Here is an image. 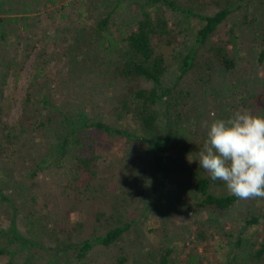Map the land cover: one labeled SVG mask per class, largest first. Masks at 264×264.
<instances>
[{
  "label": "trees",
  "instance_id": "obj_1",
  "mask_svg": "<svg viewBox=\"0 0 264 264\" xmlns=\"http://www.w3.org/2000/svg\"><path fill=\"white\" fill-rule=\"evenodd\" d=\"M252 1L0 0V264H53L59 255L65 264L129 261L131 207L144 193L146 208L160 201L169 175L161 160L198 133L187 122L204 107L197 95L239 97L219 119L241 110L264 116V75L251 87L241 69L242 53L257 47L264 74V0L257 12ZM31 56L19 115L9 119L4 90L18 86ZM117 139L150 148L158 162L128 151L102 173ZM190 167L193 215L206 212L191 231L195 246L208 241L216 220L206 209L230 210L240 199L217 194L226 185L211 180L199 158ZM258 224L257 216L246 219L236 237L220 227L227 246L220 264H264V239L244 235ZM168 239L140 264L200 263L201 253Z\"/></svg>",
  "mask_w": 264,
  "mask_h": 264
},
{
  "label": "rangeland",
  "instance_id": "obj_2",
  "mask_svg": "<svg viewBox=\"0 0 264 264\" xmlns=\"http://www.w3.org/2000/svg\"><path fill=\"white\" fill-rule=\"evenodd\" d=\"M261 0H253L252 1V11L257 12L259 6L261 7L263 4H260ZM199 3V2H198ZM197 6V5H196ZM248 37V36H247ZM255 34L253 33L250 37L245 41V46H248L253 42V38ZM257 47L253 49H248L243 55L242 72L247 73L244 79H247L246 82L253 87L254 82L257 77L264 75L262 74V70L260 71V67L255 66V53ZM33 57L29 58L23 65L21 71V80L17 83L18 86L16 88L13 87V82L6 87L5 84V93L8 94L12 101L11 112L9 115V119L16 118L20 112V102L24 95V92L27 87L28 75L31 70V63ZM53 72H56L60 64L53 63ZM257 72V75L254 72ZM264 71V70H263ZM243 84L237 90V93H242L244 91ZM244 96L248 97V93H243ZM203 97H200V101L205 100L204 107L197 108L196 106L191 110L188 115V125L194 126L196 131H198L197 135L192 139L189 144L182 145L177 147V149H172V151L168 152V155L165 156L161 161L166 163L165 166L169 171V175L166 178L165 184H162L159 192V202H153L149 208L145 207L146 200L149 199L147 195L141 194L140 198L136 199L133 203V216L136 220L133 230L131 231L128 238V250L130 259L126 264H140L145 260V256L147 251L153 250L154 247L159 243V239L163 236L167 235L169 243H175L180 251L184 249L186 251L192 250V254L194 256H198L197 254L201 253L202 258L200 259L199 264H220L225 261V256L227 252L226 246V238L223 240L221 237V229L223 227V231L227 234H232V237H236L239 230H243V225L245 224V220L249 219L253 216H257L259 218V224L247 226L244 229V235L254 234L255 236L259 234L260 239H264V199H251V200H239L230 210L219 211V210H211L210 208L206 209L209 214L211 212L212 217L215 218V222L208 230V241L202 242L195 246L189 244V240L192 238L191 231L196 226V219H202L206 217V212L201 211L197 213L195 216L193 215L194 209L197 206L198 202L195 198L191 196V192L189 191V167L190 164L195 162L197 158H199V151L203 149L204 142L201 140L202 138L207 136L208 128L205 124H209L214 119H219L222 111L226 108V103L236 105L239 97H233L228 101L224 102L226 99L221 100L220 98H210V94H200ZM217 108H216V105ZM219 107V109H218ZM199 109V110H198ZM199 112L202 116H198ZM219 112V115H218ZM224 116H226L225 111H223ZM219 116V117H218ZM129 154H138L144 161L149 159H153L155 162H158L159 156L156 152H153L148 147L139 145L137 141L133 143L124 142L123 140L117 139L116 145L113 146L110 153L105 154V159L101 163L102 173L107 174L109 171V161L114 164V167L117 168L119 166V159L124 153L128 152ZM114 152H117L116 157L114 156ZM111 158V159H110ZM190 170L192 168L190 167ZM227 193L226 186L218 188L216 190L217 194ZM179 193V194H178ZM139 197V195H137ZM179 200V204L176 203ZM188 211V212H187ZM166 220L164 221V219ZM162 223V224H160ZM151 226H156L157 229L149 232ZM118 253V249L114 250ZM189 252V251H188ZM33 256L36 258L37 254L35 251H32ZM178 259L183 258V254H178L176 256ZM108 260H105V262ZM199 261V260H198ZM263 263L264 260L262 259ZM25 264V263H24ZM53 264H65V260L61 255L57 256L53 259ZM99 264H104L102 261ZM114 264V263H109ZM259 264H262L261 262Z\"/></svg>",
  "mask_w": 264,
  "mask_h": 264
},
{
  "label": "clouds",
  "instance_id": "obj_3",
  "mask_svg": "<svg viewBox=\"0 0 264 264\" xmlns=\"http://www.w3.org/2000/svg\"><path fill=\"white\" fill-rule=\"evenodd\" d=\"M205 126L200 167L211 180L223 181L230 195L264 199V116L241 110Z\"/></svg>",
  "mask_w": 264,
  "mask_h": 264
}]
</instances>
